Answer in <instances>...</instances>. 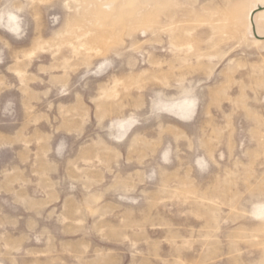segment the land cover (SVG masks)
I'll list each match as a JSON object with an SVG mask.
<instances>
[{"label":"rangeland","instance_id":"1","mask_svg":"<svg viewBox=\"0 0 264 264\" xmlns=\"http://www.w3.org/2000/svg\"><path fill=\"white\" fill-rule=\"evenodd\" d=\"M0 264H264V0H0Z\"/></svg>","mask_w":264,"mask_h":264},{"label":"water","instance_id":"2","mask_svg":"<svg viewBox=\"0 0 264 264\" xmlns=\"http://www.w3.org/2000/svg\"><path fill=\"white\" fill-rule=\"evenodd\" d=\"M261 9V7H259V8H257V10L256 11H259ZM255 13V12H254Z\"/></svg>","mask_w":264,"mask_h":264},{"label":"bare ground","instance_id":"3","mask_svg":"<svg viewBox=\"0 0 264 264\" xmlns=\"http://www.w3.org/2000/svg\"><path fill=\"white\" fill-rule=\"evenodd\" d=\"M261 9H262V7H261Z\"/></svg>","mask_w":264,"mask_h":264}]
</instances>
